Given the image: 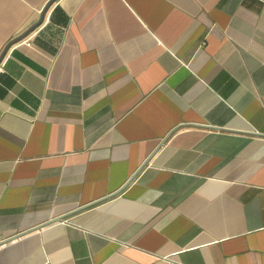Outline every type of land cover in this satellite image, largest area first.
I'll use <instances>...</instances> for the list:
<instances>
[{
  "label": "crops",
  "instance_id": "0c3cea01",
  "mask_svg": "<svg viewBox=\"0 0 264 264\" xmlns=\"http://www.w3.org/2000/svg\"><path fill=\"white\" fill-rule=\"evenodd\" d=\"M0 264H264V0H55L0 62Z\"/></svg>",
  "mask_w": 264,
  "mask_h": 264
},
{
  "label": "water",
  "instance_id": "95a60500",
  "mask_svg": "<svg viewBox=\"0 0 264 264\" xmlns=\"http://www.w3.org/2000/svg\"><path fill=\"white\" fill-rule=\"evenodd\" d=\"M55 0H51L49 1V3L46 5V7L43 9V13H42V18L40 19V21H38V23H36V25L32 26L30 29H28L24 34H22L21 36L17 37L16 39H14L13 41H11L3 50L1 56H0V62L3 59V57L5 56L7 50L9 49V47L14 44L15 42L21 40L22 38H24L27 34H29L37 25H39L44 17L45 12L47 11L48 7L54 2Z\"/></svg>",
  "mask_w": 264,
  "mask_h": 264
}]
</instances>
